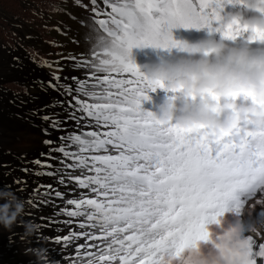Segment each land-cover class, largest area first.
Returning <instances> with one entry per match:
<instances>
[{"label":"snow or ice","instance_id":"6c2138e0","mask_svg":"<svg viewBox=\"0 0 264 264\" xmlns=\"http://www.w3.org/2000/svg\"><path fill=\"white\" fill-rule=\"evenodd\" d=\"M77 2L93 14L86 37L90 52L64 58L84 70L83 78L53 74L47 82L67 100L64 119L59 113L41 117L65 133L59 146L49 149L63 159L54 171L36 174L58 176L65 188L75 185L70 191L76 195L64 201L74 208L54 212L46 218L47 226L72 224L55 219L64 214L82 217L77 227L84 231L45 239L62 248L84 239L71 264H264V233L248 231L258 234L257 243L244 235L240 219L223 224L226 214L241 217L248 201L264 203V130L243 131L250 121L220 134L204 125L162 124L143 110L142 102L157 88L176 90L149 79L127 58L133 47L175 46L171 29L176 27L207 28L227 41L248 33V43H264V30L222 17L224 5L233 0H90V8ZM257 11L264 14V8ZM242 96L264 109L254 93ZM188 98L216 105L219 115L222 98L241 96L221 97L207 90L200 95L193 91ZM68 121L74 122L72 131ZM32 195L35 201L27 202L33 207L55 208V199L64 200L65 193L40 185ZM214 225H221L215 234L209 230Z\"/></svg>","mask_w":264,"mask_h":264},{"label":"bare ground","instance_id":"6f19581e","mask_svg":"<svg viewBox=\"0 0 264 264\" xmlns=\"http://www.w3.org/2000/svg\"><path fill=\"white\" fill-rule=\"evenodd\" d=\"M222 17L228 19L230 17L239 15L241 18L250 17L254 15L264 16L257 10L250 9L247 4L239 2V0H233L232 3H226L221 11ZM196 29V42L202 39H217L221 38V34L218 32H211L207 28H195ZM172 40L175 42L176 32L171 29ZM248 33L244 34L236 41H228L229 43L239 45L240 43L247 42ZM187 39H182L175 46L169 47H156L153 56H142V54H135L132 49L128 53V60L134 62L140 70L143 72V66L145 64H156L162 62H174L181 58L194 59L192 53L188 52L183 47L185 43H189ZM248 43V42H247ZM176 44V42H175ZM253 48L264 47V43L256 42L249 43ZM210 59L214 60L215 56L210 55ZM15 75L23 77L27 83H29L35 90L34 97L28 99H17L11 95H8L0 90V189L11 190L25 202V213L31 215L30 219L36 223L44 224L38 235L30 238V247H46L49 249L50 258L59 261V264H71L72 258L75 256V252L78 245L85 243L84 239L77 240L70 243L67 248H62L61 244L53 243L50 239L45 237H63L69 234V231L81 232L84 231L77 227V224L83 219L82 217H69L61 214L56 216L55 219L60 221L72 220L70 225H48L47 217H51L54 212H61L62 209L72 210L74 206L65 205L64 201L73 198L76 193L70 191L75 187L74 184H70L68 188H65L57 183L58 176L49 175H37L40 172L54 171L56 167L60 166L59 161L63 159L62 154L59 152L49 153L50 147L59 146V137L65 135L64 132L56 131L49 127V123L41 119L45 115L52 116L55 113H59V119H64L67 116L65 109L68 108L67 100L60 92L53 90L47 86V82L52 80L37 70L36 66L28 59L27 56H23L21 63L16 65L14 70ZM5 76V75H4ZM67 76V75H66ZM80 76L83 78L82 73L71 75ZM64 77V76H63ZM44 82V87H41L40 82ZM55 83V81H53ZM61 83H65L61 79ZM70 83V81H69ZM166 84V83H165ZM167 85V84H166ZM148 99L142 102V108L144 111L156 113L159 110V105L169 98H173L178 93L171 92L165 89L157 88L155 91H149L147 93ZM67 99H71L68 97ZM244 100L243 96L240 98ZM64 101V107L60 106V102ZM225 102L224 98L221 99V104ZM55 105V106H53ZM223 114H221L222 116ZM73 121H68L66 127L69 131L73 130ZM47 129L46 135L44 130ZM45 140L54 141V145L45 144ZM42 153L44 155H42ZM51 157H57L58 159H51ZM10 165L6 167L2 172V165ZM40 161V164L35 163ZM68 163L69 161H65ZM52 165V168L46 167V165ZM42 165H45L42 167ZM28 169V171H23ZM16 180H20L21 183H16ZM40 185H51L52 188L58 189L62 193H65L64 200L55 199L57 207H53L52 204L33 207L27 201L35 197L32 195L33 190ZM23 188V191L20 189ZM43 191V189H41ZM84 191L83 189H77L76 192ZM260 194H258L259 196ZM255 204V207H249L248 205ZM243 209L241 217L237 218L232 214H226L225 224L227 227L233 224L237 219L241 221H247L249 219L256 218V209L264 207V203H256L255 199L248 201ZM260 223H264L261 220ZM58 229H63L62 231ZM257 233H264V228H260ZM257 233L246 231L245 236L252 235L254 240L259 242ZM91 243V241L89 242ZM82 251V249H81Z\"/></svg>","mask_w":264,"mask_h":264},{"label":"clouds","instance_id":"9594fccd","mask_svg":"<svg viewBox=\"0 0 264 264\" xmlns=\"http://www.w3.org/2000/svg\"><path fill=\"white\" fill-rule=\"evenodd\" d=\"M245 3L253 10L264 8V0H245ZM233 18L249 27L264 30V16L241 18L236 15ZM183 47L194 56L198 54L197 58L143 66V73L149 79L163 81L179 94L165 99L158 112L153 113L154 118L164 125L175 124L183 128L204 125L216 134L232 132L246 121L250 124L245 125L243 131L264 130V109L246 100H226L218 115L216 105L193 103L188 98L193 91L200 95L207 90H215L221 97L251 92L264 103V47L253 48L247 42L235 45L222 38L202 39L185 43ZM206 52L209 55H205ZM210 55L215 59H210ZM25 214V202L11 190L0 189V230L11 232L14 226H20L24 229L21 239L30 243V238L40 232V225L33 220H20ZM261 220H264V207L256 212L255 219L240 223L244 231H258L264 228ZM220 227L210 226L209 230L215 234ZM23 254L34 257L36 264H59L50 258L49 249L43 246L25 248Z\"/></svg>","mask_w":264,"mask_h":264},{"label":"rangeland","instance_id":"374dc122","mask_svg":"<svg viewBox=\"0 0 264 264\" xmlns=\"http://www.w3.org/2000/svg\"><path fill=\"white\" fill-rule=\"evenodd\" d=\"M79 4L91 7L90 0H79ZM92 15L78 6L77 0H0V90L17 99L34 97L36 90L14 72L23 56L49 78L53 74L60 77L81 74L83 69L77 70L72 61L64 58L89 55L86 37L93 25ZM172 30L177 34L175 45L182 39L197 40L195 28ZM154 50L152 45L132 48L142 56H153ZM10 165L8 161L3 164L2 172ZM30 217L25 214L20 220H31ZM43 227L40 224V230ZM23 232L20 226H14L11 232L0 230V264H36L34 257L23 254L30 247L29 242L21 239Z\"/></svg>","mask_w":264,"mask_h":264}]
</instances>
